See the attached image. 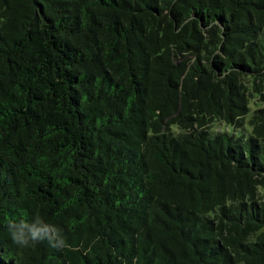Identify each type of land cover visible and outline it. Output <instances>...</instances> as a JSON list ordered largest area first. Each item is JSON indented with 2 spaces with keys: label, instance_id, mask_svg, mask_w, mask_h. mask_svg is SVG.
<instances>
[{
  "label": "trees",
  "instance_id": "16d2710c",
  "mask_svg": "<svg viewBox=\"0 0 264 264\" xmlns=\"http://www.w3.org/2000/svg\"><path fill=\"white\" fill-rule=\"evenodd\" d=\"M0 264H264V0H0Z\"/></svg>",
  "mask_w": 264,
  "mask_h": 264
},
{
  "label": "clouds",
  "instance_id": "9594fccd",
  "mask_svg": "<svg viewBox=\"0 0 264 264\" xmlns=\"http://www.w3.org/2000/svg\"><path fill=\"white\" fill-rule=\"evenodd\" d=\"M12 238L15 243H18L22 246H26L29 243V238H25V236L20 233L17 234L15 232L12 233ZM45 238V232L41 229H32L30 230V240L31 241H40Z\"/></svg>",
  "mask_w": 264,
  "mask_h": 264
}]
</instances>
